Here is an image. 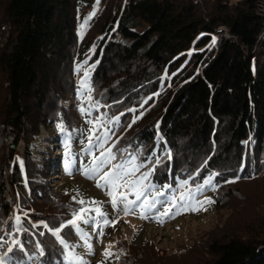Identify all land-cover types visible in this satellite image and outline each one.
<instances>
[{"label": "trees", "instance_id": "1", "mask_svg": "<svg viewBox=\"0 0 264 264\" xmlns=\"http://www.w3.org/2000/svg\"><path fill=\"white\" fill-rule=\"evenodd\" d=\"M115 1L101 0L102 10L81 37V13L96 0L5 2L1 27L8 25L11 33L0 50V170L6 157L7 184L17 205L13 209L5 202L0 179V237L14 233L25 243L32 259L14 252L24 264H63L62 247L32 223L57 227L82 207L68 182L56 186L51 181L58 170L71 176L64 166L65 135L57 128L61 122L72 135L77 168L91 159L83 151L91 127L86 121L97 117L104 123L96 134L108 133L106 146L113 144L117 157L113 163L136 157V163L152 167L160 159L149 180L166 198L187 189L195 192L197 184L216 173L215 189L206 186L197 197L214 201L204 211L218 212L246 187L264 181V43L257 44L264 19L257 13V0ZM218 27H225L234 41L213 44ZM254 48L258 51L252 53ZM86 70L92 91L81 95L78 85ZM87 97L98 107L87 99L82 105ZM81 106L90 115H82ZM40 127L47 135L34 148ZM6 129L14 135L12 148L4 142ZM19 143L24 145L23 170L15 159ZM236 176L241 178L225 183ZM185 179L188 185L177 188ZM165 184L170 187L163 189ZM98 197L103 199L98 193L86 201ZM15 210L27 231L16 233ZM101 210L108 211L106 203ZM82 227L88 231L90 226ZM249 231L242 237L212 236L187 261L186 253L173 256L157 248L153 239L137 243L120 238L110 250L123 254L108 259L113 264H178L182 257L181 264H264L263 222ZM62 235L76 246V255L92 253L70 227ZM38 242L43 257L36 251ZM4 251L6 246L0 254Z\"/></svg>", "mask_w": 264, "mask_h": 264}, {"label": "snow or ice", "instance_id": "2", "mask_svg": "<svg viewBox=\"0 0 264 264\" xmlns=\"http://www.w3.org/2000/svg\"><path fill=\"white\" fill-rule=\"evenodd\" d=\"M99 4V0H96V5ZM96 6L94 5V8ZM95 15V11L90 13L87 17L84 18L83 22L80 24V33L82 34L88 22ZM216 37H212V43L215 44ZM95 66L93 65L92 68ZM79 71V66L77 68ZM90 72L85 71L84 77L81 79L78 85V94L83 93L84 90H87L89 93L92 91V88L89 83ZM87 99L92 107H98V104H93L91 98H82L81 104L83 105L84 100ZM147 103V101H145ZM79 111L82 115H90V112L86 110L83 106L80 107ZM143 113H141V116ZM136 117L133 119L132 123L136 122ZM117 122L119 118H116ZM86 123L91 125L88 129L87 135V144L84 146V153L91 156V159L87 164L83 162L80 163L79 167H76V159L74 158L71 151L70 140L72 138L71 133L66 131L65 125L63 122L57 125L58 130L65 135L64 139V166L65 170L69 175L73 174V171H79L83 176L89 179L96 181V186L98 188L106 187L108 189V196L110 198V203L113 207V210L117 213V217L112 219L108 218V215L101 210V203L95 200L85 201L80 199L77 202L82 206L79 210L72 213L71 219L66 222H62L57 227H50L48 223L41 222L40 224L32 223V228L43 227L46 229L58 242V244L63 249V264H86V262L75 253V245H69L62 235L63 230L66 228H71L74 230L76 235L83 241L84 246L90 252L92 249L91 236L82 225L92 226L93 232L97 234L98 237H102L104 233V228L106 226L115 227L119 222L118 217L120 213H123L124 216L129 215H138L140 219H152L154 210L157 209L158 204H170L171 207H165L162 212H158L155 216V219L158 223H163V220H160L159 217L164 216L168 217L170 215H175L179 213L180 207H192L193 210H206V205H211L214 203L211 199L205 197L204 199H198L199 195L204 193L206 186H211L214 190L216 185L212 183L213 178L217 175L212 173L207 179L204 180L203 184H197L196 190L193 192L191 189H187V192H180L178 197L179 207L177 206L176 197H172L171 200L165 199L163 201L158 200L157 197L165 196L163 190L157 189V186L152 184L149 178L153 175L155 171V166L161 163L160 159H156L155 164L152 167H148L145 163H136V157H133L130 160L113 163L117 159L116 155L112 152V149L105 148V144L108 142V133L100 132L96 134V129L103 125V120L97 117L95 120H87ZM131 127V125H129ZM94 150L99 151V155H93ZM153 155H155L153 153ZM168 158L171 159V153H167ZM151 161L152 157L147 158ZM19 160V158H17ZM21 169L23 170V162H20ZM207 165V160L204 162L202 167ZM148 167V170L142 172L139 176H136V173L140 169ZM129 177H136L135 179H129ZM241 177L236 176L234 179L225 181V183H235ZM148 182V183H146ZM181 185L187 186L188 180L185 179L177 184V188H180ZM163 189H168L170 186L165 184L162 186ZM129 195L135 197L134 200H130ZM19 198V194H17ZM73 200H76V197H73ZM89 204L91 207L85 208L83 205ZM172 208H176V212H172ZM94 213V215H92ZM27 217V213L24 214ZM15 220V230L16 233L20 231H27L26 229L21 228V216H14ZM30 222V221H29ZM31 223V222H30ZM40 236H44L45 232L41 231ZM6 246V251L0 254V264H24L22 259L17 258L14 255V252L19 251L24 253L25 256H28V253L25 251V243L22 242L16 234L9 233L8 239L0 237V248ZM114 245H108L105 248L103 253L105 261L113 255L119 259V255L123 253H113L110 249ZM36 251L41 257L44 256V250L41 248V244L38 242L36 244ZM29 259H32V256H28ZM103 264V262H101Z\"/></svg>", "mask_w": 264, "mask_h": 264}, {"label": "rangeland", "instance_id": "3", "mask_svg": "<svg viewBox=\"0 0 264 264\" xmlns=\"http://www.w3.org/2000/svg\"><path fill=\"white\" fill-rule=\"evenodd\" d=\"M6 0H0V50L1 47L5 44L9 33H11L8 25L6 28H2V22L5 17L4 8ZM115 3H119V0ZM90 9L84 10L81 13V18L79 21L78 33L81 37L87 28L89 27L90 21L85 29V31L80 33V24L83 22L84 18L87 17L90 13L95 11V15L102 10L103 5L101 0L99 4ZM261 37V36H260ZM259 37L258 46L261 47L264 41ZM258 51L256 48L255 52ZM188 55V54H187ZM3 74L0 68V98L3 99L2 95V83H3ZM112 121H109V125ZM49 125V124H48ZM4 142L8 148H12V142L14 141V135L8 129L5 130ZM47 131L43 128H39L37 136L33 140V147L39 146L43 139L46 137ZM109 139V137H108ZM73 142V141H72ZM75 145V142H73ZM106 146L105 148H111ZM17 153L16 161L20 164L22 161L21 155L24 153V145L19 143L15 148ZM89 156V155H88ZM19 158V160H17ZM58 159V158H57ZM57 161V160H56ZM59 161V159H58ZM57 161V162H58ZM127 161V160H126ZM21 165V164H20ZM79 167V166H78ZM59 171V170H58ZM56 172L58 176H52L51 181L55 183L56 186L63 184V181L68 182V186L72 189H75L76 195L85 201L88 199H93L98 196V193L103 195V199L100 197L96 201L100 203H106L107 210L106 214L109 215L108 218L112 219L117 217V213L113 210V207L110 203V198L107 194L108 189L106 187L98 188L93 179L86 178L78 171L74 170L73 174L69 177L68 175L60 174ZM9 172V160L5 157L2 168L0 170V179L5 183L3 196H5V202L10 197L11 192L7 184L6 173ZM143 171L136 173V176H139ZM55 174V173H53ZM136 177H129V179H135ZM35 181L39 182L38 178ZM239 194V193H238ZM233 196L228 204L220 209L218 212L214 210H193L192 207H180L179 213L175 215H170L168 217L161 216L160 220H163V223H158L155 219V216L158 212H162L165 207H171L170 204H159L160 206L154 210L152 219H140L138 215H129L124 216L123 213L119 214V222L115 227L106 226L104 228V235L98 237L95 232L92 230V226L88 228V233L91 236L92 244V253L90 255H81V258L86 262V264H113L112 260L104 259L103 253L106 246L114 245L115 240L126 239L128 242L133 241L141 243L146 239H153L157 248L164 250L173 254V256H182L184 253L188 256L186 261L196 254L203 244L207 242V239L215 235H226L235 233V236H245L249 235V230L251 228L257 229L262 222L264 225V181L260 183L252 184L251 186L246 187L242 191V194ZM12 196V195H11ZM177 198L176 203L179 207V195L175 196ZM130 200H134L133 195H129ZM172 197L166 198L165 196L161 197L160 200L165 199L171 200ZM15 201V206L17 201ZM8 204V203H7ZM83 207H91L89 204L83 205ZM111 215H110V211ZM172 212H176V208H172ZM20 215L19 213H16ZM94 215V213H92ZM260 233V230L258 231ZM114 247V246H113ZM112 247V248H113ZM185 248L186 252L180 251V249ZM166 260V256L164 255ZM183 257L177 263H183ZM169 263L168 260L165 262ZM175 264V263H174Z\"/></svg>", "mask_w": 264, "mask_h": 264}, {"label": "built area", "instance_id": "4", "mask_svg": "<svg viewBox=\"0 0 264 264\" xmlns=\"http://www.w3.org/2000/svg\"><path fill=\"white\" fill-rule=\"evenodd\" d=\"M256 10H257V13L260 17H262L264 19V0H257V3H256ZM213 36L216 37V42L215 43H221L223 41H234V37L227 31V29L225 27H218L214 30L213 32ZM261 36V37H260ZM259 37L261 39H263L264 41V20H263V31L261 33ZM259 37H258V43L260 42L259 40ZM257 43V44H258ZM255 50L256 48L253 49V52L252 53H255ZM13 143V142H12ZM11 143V144H12ZM8 177V173H6V178ZM4 199H5V196H3ZM6 200V199H5ZM7 203L10 205V206H15V201L13 199V197L10 195V197L7 199Z\"/></svg>", "mask_w": 264, "mask_h": 264}]
</instances>
